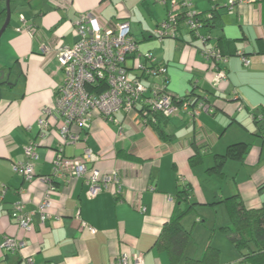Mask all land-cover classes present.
<instances>
[{
  "label": "crops",
  "instance_id": "0c3cea01",
  "mask_svg": "<svg viewBox=\"0 0 264 264\" xmlns=\"http://www.w3.org/2000/svg\"><path fill=\"white\" fill-rule=\"evenodd\" d=\"M18 1L20 10L15 14L25 22L22 25L19 20V25L15 20L12 25L11 21L0 40V71L11 73L14 82L0 90V264H25L27 259L32 264H116L121 255L136 253L144 255L145 264H171L167 252L158 247V240L175 210L183 208L175 201L183 184H189L196 204L225 206L220 201L238 195L246 208L261 207L264 0H240L232 11L229 0L191 1L192 10L205 18L214 10L215 24H206L201 33L210 37L206 46L220 49L227 57L226 83L214 82V71L201 53L204 45L184 25L176 38L157 40L155 29L167 18V12H180V6L173 7V0H167L166 5L156 0L159 5L152 0ZM94 11L112 26L128 21L140 52H150L167 64L169 90L176 96L195 90L209 104L210 111L195 118L185 112L164 118L168 141L161 140L154 127L142 124L137 113L117 114V126L95 112L91 128L82 132L81 141L63 144L54 120L45 112L53 108L64 79L56 50L76 43L75 22ZM25 26L35 27L36 33L25 31ZM241 56L249 59L248 66ZM127 66L132 69L133 62L129 60ZM139 74L131 71V76ZM144 84L148 86L149 81ZM44 120L50 125L42 128L39 123ZM30 142L37 145L34 165L38 176L52 174L58 153L76 158L90 147L100 156L95 167L102 174L118 172L122 194L115 196L112 190L89 198L84 180L59 182L51 197V217L42 225L36 210L47 186L39 179L28 182L13 170L15 163L28 162L24 148ZM237 143L249 146L244 161L228 160L223 177L206 175L215 156ZM198 155L202 163L196 168L191 160ZM201 164L208 165L206 172L200 173ZM212 176L217 179L216 185L205 189L204 182ZM16 203L26 211H35L33 232L27 234L17 227L12 217ZM77 213L81 221L96 229L95 234L82 230ZM223 222L222 226L229 224ZM6 236L24 239L26 248L19 253L6 251ZM208 246L210 243L205 250ZM214 246L222 249L219 244ZM227 248L242 263L240 251L235 247V252L228 243ZM195 254L187 247V257L200 259L203 255Z\"/></svg>",
  "mask_w": 264,
  "mask_h": 264
},
{
  "label": "built area",
  "instance_id": "2783aa9c",
  "mask_svg": "<svg viewBox=\"0 0 264 264\" xmlns=\"http://www.w3.org/2000/svg\"><path fill=\"white\" fill-rule=\"evenodd\" d=\"M161 4H168L167 0H156ZM192 0H173V7H179L177 14L168 12L167 18L156 28L155 36L159 42L166 38H175L181 24L196 36L204 45L201 50L209 67L214 71L215 83H226L227 72L224 64L227 57L218 48H209L208 38L200 31L203 24L199 22L198 13L192 10ZM240 0H229V10ZM25 22L24 18L22 20ZM182 21V23L180 22ZM25 31L35 34L33 26H25ZM77 41L70 47L62 45L56 50L59 68L64 74L63 83L55 95L53 108L45 110L54 120L63 144L73 145L81 141L82 132L91 128L95 112L105 120L118 122L117 114L123 112L130 116L137 113L142 124L151 126L157 122V116L169 118L180 112H185L192 118L202 112H209L210 106L204 100L193 103L190 99L183 100L174 97L168 91V76L165 63L159 61L152 53H141L139 43L131 33L128 21L116 25H109L102 20L98 11L89 12L80 16L74 26ZM206 46V47H205ZM47 50V49H46ZM245 66L250 64L249 59L241 56ZM133 62L132 69L127 66ZM131 71L140 73V76H131ZM149 81V85L144 84ZM42 128L48 127L50 122L40 121ZM37 145L30 142L25 148L28 162H18L13 170L22 175L28 182L36 179L42 181L47 190L45 197L36 212L40 213L42 225L51 217L48 213L51 208V197L58 190L57 183L69 184L73 180L82 179L88 186V197L94 198L104 191H112L115 196L122 194V183L118 172L102 174L95 165L100 156L92 148L87 147L80 157L69 158L58 153L53 172L50 176L40 177L35 171L34 162L38 160ZM35 211H26L21 203H16L12 217L17 227L29 234L34 231L33 215ZM82 230L87 229L91 234L96 229L80 220ZM27 246L24 239L6 236L3 248L12 253H19ZM31 259L25 264H32ZM116 264H145L144 255L123 254Z\"/></svg>",
  "mask_w": 264,
  "mask_h": 264
},
{
  "label": "trees",
  "instance_id": "16d2710c",
  "mask_svg": "<svg viewBox=\"0 0 264 264\" xmlns=\"http://www.w3.org/2000/svg\"><path fill=\"white\" fill-rule=\"evenodd\" d=\"M5 1L6 0H0V22H2V24L6 19ZM14 2L15 0L12 1V3ZM213 13L214 10L211 12L209 18L200 16V14L198 15V20L203 24V27L208 23H212V25L215 24L216 17H214L215 15ZM180 22L182 23V21ZM189 33L193 38L197 39L195 32L189 31ZM162 63L165 62L162 61ZM165 66L167 67L166 63ZM168 91L174 97L180 99V102L190 99L196 104L201 98L195 90L185 96H176L169 90V77ZM163 119L164 117H162V115H158L157 122L152 124V127L157 130L161 140L168 141L169 137H167L164 132L162 125ZM248 151L249 146L244 143L232 144L227 148L224 154L215 156V163L208 171H210V174L223 177L225 163L230 159L244 161ZM201 161L202 156L200 157L198 155L197 159L191 160V163L199 165L202 163ZM192 196L193 191L189 184L179 185L175 201L177 204H183V208L179 209V211L175 210L169 221L165 224L158 240V247L167 252L171 264H221V251L211 246L207 247L200 259L186 256V249L191 239V230L184 227L182 220L197 206V204L192 201ZM220 202L225 204L229 216V224L222 226L221 230L240 251L243 259L242 263L264 264V202L261 207L257 209L246 208L238 195Z\"/></svg>",
  "mask_w": 264,
  "mask_h": 264
},
{
  "label": "rangeland",
  "instance_id": "374dc122",
  "mask_svg": "<svg viewBox=\"0 0 264 264\" xmlns=\"http://www.w3.org/2000/svg\"><path fill=\"white\" fill-rule=\"evenodd\" d=\"M19 2L20 1L15 0V2L12 3L11 5L12 6V17H11L12 25H14L15 20H16V23L18 22L17 24L19 25H20L19 20L21 22L23 20L21 15L20 16L18 15L17 17L15 14L16 10H20V8L17 9ZM152 2L153 4L155 3L156 5H159L156 2H154V0H152ZM3 24H1L0 26L2 27ZM22 25H23V22H22ZM1 56H3V53H0V58ZM5 93L6 91L2 92L3 95H5ZM119 114H123V112H120ZM106 121L109 122L110 124L117 125L111 120H106ZM211 157L213 158L214 156H211ZM203 164H201L200 173H202V171L206 172L205 169H207L208 167L207 164L204 165L203 167ZM199 166L197 165L196 168H199ZM209 173L210 171L206 172V175H208ZM216 180L217 179L212 176L209 179V181L204 182V188L206 189V188L216 185V182H217ZM222 181L225 182V179H223ZM197 218H200L198 222H197ZM223 219L229 222L228 212L224 205L207 206V205L197 204L193 212L189 213L187 216L183 218L184 225H186L187 229L191 230V239L187 246L188 251H191L194 254L198 253L202 255L203 254L202 252L205 251V248L208 243H210V246L212 247H215L214 245L219 244L220 247L222 248L220 249L221 250L220 263L222 262L226 264H242L233 257V253L229 251V248H227V243L233 246V248H235V246L231 243V241L229 240V237L226 236L225 233L221 230V226L224 225ZM232 250L235 251L237 249L235 248Z\"/></svg>",
  "mask_w": 264,
  "mask_h": 264
},
{
  "label": "water",
  "instance_id": "95a60500",
  "mask_svg": "<svg viewBox=\"0 0 264 264\" xmlns=\"http://www.w3.org/2000/svg\"><path fill=\"white\" fill-rule=\"evenodd\" d=\"M12 1L13 0H6L5 1V5H6V19L4 24L2 25V27L0 28V40L1 37L3 36V34L5 33V31L8 29V27L11 24V17H12ZM11 77V73L5 74V72H1V76H0V81L3 79H6V81H9ZM5 84V83H4ZM1 82H0V87H1ZM8 87H11V85H14V83L9 82ZM0 99H1V94H0Z\"/></svg>",
  "mask_w": 264,
  "mask_h": 264
},
{
  "label": "flooded vegetation",
  "instance_id": "af4514ba",
  "mask_svg": "<svg viewBox=\"0 0 264 264\" xmlns=\"http://www.w3.org/2000/svg\"><path fill=\"white\" fill-rule=\"evenodd\" d=\"M3 71H4V70H1V71H0V76H1V72H3ZM4 72H5V71H4ZM5 74H8V73L5 72ZM0 82H1V84H2L1 87H2V86H3V87H4V86L7 87V86H8L7 84H8L9 82H12V81H11V77H10V80H9V81H6V79H3V80H1ZM4 83H5V84H4ZM1 87H0V88H1Z\"/></svg>",
  "mask_w": 264,
  "mask_h": 264
},
{
  "label": "clouds",
  "instance_id": "9594fccd",
  "mask_svg": "<svg viewBox=\"0 0 264 264\" xmlns=\"http://www.w3.org/2000/svg\"><path fill=\"white\" fill-rule=\"evenodd\" d=\"M168 12H169V11H168ZM198 15H199V14H198ZM167 16H168V14H167ZM182 25H184V24H181V26H180V28H179V32H180V29H181ZM184 26H185V25H184ZM185 27H186V26H185ZM186 28H187V27H186ZM187 29H188V28H187ZM202 29H203V28H202ZM202 29H201V30H202ZM188 31H189V30H188ZM179 32H178V33H179ZM200 33H201V31H200ZM177 35H178V34H177ZM201 35H202V36H205V35H203L202 33H201ZM176 37H177V36H176ZM176 37H175V38H176ZM206 37L208 38V41H209L210 37H209V36H206ZM197 39L200 40L198 37H197ZM200 41H201V40H200Z\"/></svg>",
  "mask_w": 264,
  "mask_h": 264
}]
</instances>
